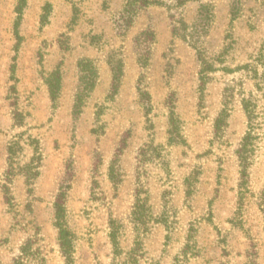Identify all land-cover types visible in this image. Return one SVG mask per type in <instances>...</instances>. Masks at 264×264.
I'll use <instances>...</instances> for the list:
<instances>
[{
	"label": "rangeland",
	"instance_id": "obj_1",
	"mask_svg": "<svg viewBox=\"0 0 264 264\" xmlns=\"http://www.w3.org/2000/svg\"><path fill=\"white\" fill-rule=\"evenodd\" d=\"M263 193L264 0H0V264H264Z\"/></svg>",
	"mask_w": 264,
	"mask_h": 264
},
{
	"label": "trees",
	"instance_id": "obj_2",
	"mask_svg": "<svg viewBox=\"0 0 264 264\" xmlns=\"http://www.w3.org/2000/svg\"><path fill=\"white\" fill-rule=\"evenodd\" d=\"M87 66L88 65H83V68ZM87 78H88L87 83L92 84L91 82L93 81L94 77L89 76ZM59 81H60V76L58 72L53 73L51 78H49L48 80L49 89L53 98L56 97V95L60 90ZM244 107L247 116L249 118V121L252 122V120L256 116V113L254 112L251 101L249 100L245 101ZM253 151H254V133L252 131H249L247 132L245 138L243 139L241 147L238 150V156L241 161V165L243 166V176L247 175V167L249 164L250 155L252 154ZM262 202H263V212H264V193L262 195ZM63 213H64L63 205L60 202H57V219H58L57 225L59 226L60 229L61 248L63 254L65 255L67 264H71L73 259L72 257L73 243L69 231L64 227ZM112 223H113L112 225L113 229L111 232V237L113 242L117 244V240H116L117 234H116V230L114 229V221H112Z\"/></svg>",
	"mask_w": 264,
	"mask_h": 264
}]
</instances>
